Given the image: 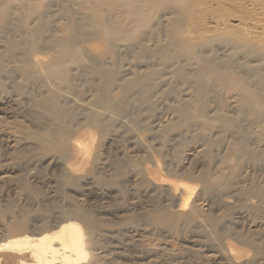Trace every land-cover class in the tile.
I'll return each instance as SVG.
<instances>
[{
  "label": "rangeland",
  "instance_id": "obj_1",
  "mask_svg": "<svg viewBox=\"0 0 264 264\" xmlns=\"http://www.w3.org/2000/svg\"><path fill=\"white\" fill-rule=\"evenodd\" d=\"M22 1L49 14L48 32L31 51L10 50L28 38L26 27L37 26L36 15L20 20ZM131 3L0 1V17L10 12L6 23L0 18V243L73 217L83 228L89 264H264L263 123L240 110L239 86L210 74L199 78L197 56L185 52L176 61L154 53L180 23L189 44L212 41L199 56L234 60V76L254 89L263 81L264 94V56L217 41L244 34L264 45V0H146L141 27L130 20ZM68 11L80 33L108 19L132 35L111 46L106 36L81 34L76 56L62 62L69 80L58 74L52 83L43 67L62 56L50 38L70 34ZM113 70L118 83L110 99L120 114L96 102L102 73ZM136 74L148 75V83L125 99L123 85ZM203 81L207 112L200 117L193 100ZM51 91L68 115L56 116L46 101ZM182 102L191 105L186 121L177 111ZM224 116L236 126L227 128ZM12 254L0 264L14 262Z\"/></svg>",
  "mask_w": 264,
  "mask_h": 264
},
{
  "label": "bare ground",
  "instance_id": "obj_2",
  "mask_svg": "<svg viewBox=\"0 0 264 264\" xmlns=\"http://www.w3.org/2000/svg\"><path fill=\"white\" fill-rule=\"evenodd\" d=\"M132 1H134L136 4L131 3L129 5V11L131 14L130 20H132L137 25L136 27H141L143 26L144 22H141L140 10L141 9L143 10L144 8L143 6L145 5L146 0H132ZM18 9H19L18 12L20 13V20L24 21V23L32 15H36L37 26L35 28L31 26L26 27L25 31L28 33V38L22 42L13 43L10 46V50H15L21 46H26V50L31 51L35 46L38 45L39 40L43 36H45L48 32V27L46 26V24L48 21L49 14L46 11H39V9H37L36 11L32 10L31 5L28 1H22ZM9 13H10L9 10L2 13L4 15L0 17L2 19L0 20L6 23L8 21ZM67 16L70 19L71 26H72L71 27L72 30L70 34L69 35H54L53 38H50V41L53 45L57 44L61 47L62 56L56 57L55 59L57 60L55 62L50 63L49 65L43 67L45 71L44 72L45 79L49 78V81L54 80L53 78L56 79V75L58 74L63 82L69 80L67 72L65 70L67 68H65L62 62L66 58L67 55L76 56L77 42L80 39L79 37L81 36V34H83L82 35L83 37L85 36L95 37L96 35L106 36L108 39L112 40V43L110 44L111 46H115L118 39H121V40L131 39L130 36L132 34L130 35L119 24L111 23V21L108 19L99 20V23L97 24V29H95L94 31L85 30L84 32L80 33L78 31L77 22L74 19V15L68 11ZM22 21H21V24H23ZM156 28L158 30H161V28L159 27H155V29ZM227 28L229 27H226L224 29H227ZM248 32L249 30L247 31L246 34H248ZM167 33L168 34H165V35L168 38V41H166V43L164 44H160L157 47H155L154 53L156 55L157 54L161 55V57L163 56L164 59L165 57L168 59H172V60L174 58H178L176 59V61L181 59V57L184 56L185 52H186L185 55H187L188 57L192 58L193 56H197L196 58L199 61V66L196 72H198L197 75L198 74L200 75L199 78L201 77V79L202 78L205 79V76H208L210 74L211 76H213L212 78H214L216 82H220L223 85L239 86L240 87L239 89L241 91L240 100H239L240 110L241 111L247 110L248 112L251 113V115L253 116L255 120H257L259 123H263V125L261 124L262 126L261 128L263 130L262 137H264V94H262L261 92L263 81H261L262 83H258V84L254 82V84L256 83L257 85V88L254 89L253 88L254 85L250 84V82L249 84L251 86L249 84L248 85L242 84V81L245 80V77L240 76L239 74L237 76H234V74L232 73L233 66H235L233 62L234 60L232 61V60L227 59V61L228 60L229 61L225 62L224 64L222 63L223 61L220 62L219 60L220 58L218 59L216 55L212 56L211 58L208 57V60L205 59L204 56L203 57L199 56L202 54L201 53L198 55V53L200 52L199 48L207 47V46L211 47L213 45V43H211L212 41H210V39L206 40L205 38V41L199 46L198 44L194 46L189 44V42H187V39L181 36L180 23L177 24L176 28L172 29L171 31H167ZM194 33L195 32L193 31L192 28L188 29V35H192ZM218 34L219 33H217V35ZM218 36H220L218 37V40H217L218 42L220 39V41L222 40L221 42L227 43L229 45L232 42L236 43L235 46L232 47L233 49L235 48L236 51H238L239 49H245L247 55L256 56V57L264 56V45H255L254 39L248 38V37L246 38L244 34L243 35L240 34L239 36L235 38L230 37V36L228 37L227 35H223V36L218 35ZM141 40H143V38ZM141 40L139 38L138 42L143 43ZM56 63H60V64L57 65ZM96 71H99V70H97L96 68ZM115 71L116 70H113V72L102 73V80H103L102 91L96 102L97 104L101 105L103 108L114 109L115 114H118V113L120 114L123 110L120 108H117L111 102V99H110V93H112L113 87L118 83V80H117L118 74ZM176 72H179L180 78H185L186 72L184 73L180 70ZM254 73L255 72H253L252 75H254ZM147 80H148V75L136 74L133 79H131L130 81H127L123 85V91L121 92L123 98L125 99L128 98L135 89L141 88L144 85H147L148 83ZM49 81L46 80V82H49ZM215 81L214 83H216ZM251 82H252V79H251ZM206 87L207 85L203 81L199 83L197 82L194 88L196 90V93L194 95L195 97L193 101H195L197 104L199 103L200 105V107H198L199 109L198 114L200 117L206 116V112H207V105H206V102H204L203 100V98H205L204 92H206L205 91ZM51 92H52L51 96L50 97L48 96L46 101L52 107L56 116L59 118H62L65 115H68V112H65L59 107L58 93L53 92V91ZM190 106L188 103L182 102L179 104V107L177 108L180 118L183 121H186L187 119L190 118V113H191ZM58 109H61L62 112L57 113L56 111ZM97 117L98 116H95V118ZM222 120L226 123L227 128H231V126L233 127L236 126L235 122L230 121L229 118L226 116L222 117ZM64 142L65 141H63V143ZM238 146H239L237 148L238 152H242L243 145L239 142ZM182 184L183 183H181V185ZM183 188H185L186 190V188L188 187H183ZM188 201L184 199V202L181 203L183 204L182 206L187 207ZM77 214L79 216L82 215V213L79 211H77ZM6 253H14L10 255L12 258L11 260L14 261L10 264L16 263L17 261L19 262V264H89L87 263L89 253L86 247L83 228L80 225V223L74 220L73 217H64L59 222H56V224L53 226V229L50 231L44 230L41 232H36L34 234L25 233L24 235H22L21 237L17 239L7 240L3 243H0V257L3 255H6ZM25 254H27L32 259L31 262L25 259L26 257ZM15 259L17 261H15Z\"/></svg>",
  "mask_w": 264,
  "mask_h": 264
}]
</instances>
